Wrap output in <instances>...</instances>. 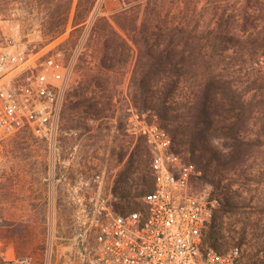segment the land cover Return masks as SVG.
<instances>
[{
	"label": "rangeland",
	"instance_id": "1",
	"mask_svg": "<svg viewBox=\"0 0 264 264\" xmlns=\"http://www.w3.org/2000/svg\"><path fill=\"white\" fill-rule=\"evenodd\" d=\"M44 1L16 0L15 5L21 7L17 14L0 19V56L8 49L20 52L21 57L28 60L22 78H27L32 71L45 70L58 86L61 98L58 128L53 140L27 127L8 137L3 144L0 158V264L20 255L32 257L34 264H85L79 257L77 239L82 216L80 207L88 206L93 212L99 201L119 204L115 207L122 211L138 207L143 196L152 190L151 186L133 180L132 197L125 200L115 195L114 188L119 186V192H128L130 179L119 180L118 177L138 148L147 149L141 139L148 138L141 127L156 123L165 128L157 117L136 110L131 114L129 79L133 59L126 76L121 71L111 73L106 88L100 89L88 82V75L96 73L94 67L100 58L97 37H89L95 19L102 15L110 17L139 2L145 5L149 0H97L84 30L72 36L67 32L47 43L41 31ZM165 1L166 8L172 9L171 18L183 17V13L179 14L181 7H188L195 20L204 5L213 7L216 3V0ZM234 1L221 2L227 5ZM239 1L238 5L243 6L245 1ZM254 4L250 10L254 23L246 26L240 20L227 26L226 32L234 37L264 38V0H255ZM213 13L210 10L208 20L214 17ZM144 16L142 13L141 17ZM212 24L215 25L216 20ZM219 48L232 54L241 46L225 42ZM213 49L218 50L217 46ZM256 49L258 60L257 57L264 53V45ZM229 70L234 72V67ZM247 70L232 73L231 77L239 82V89L246 93V98L251 99L258 90L251 88L254 77H248ZM260 75L264 78V74ZM256 83L264 86L261 80ZM93 91L110 102L106 105L109 108L107 117H92L82 111L84 106L78 111L72 108L76 102L84 101L78 94L86 92L85 96L89 98ZM261 108L264 109V104ZM243 134L254 142L247 161L237 168L225 169L212 161L207 170L199 168L201 173L193 182L198 191L221 198V206L207 229V238L220 250L241 244L245 248L246 263L261 264L260 253L264 250V111L255 114ZM215 142L225 143L224 139L218 138ZM175 147L186 161H192L193 155L186 146L176 144ZM135 170L133 179L141 175Z\"/></svg>",
	"mask_w": 264,
	"mask_h": 264
},
{
	"label": "trees",
	"instance_id": "2",
	"mask_svg": "<svg viewBox=\"0 0 264 264\" xmlns=\"http://www.w3.org/2000/svg\"><path fill=\"white\" fill-rule=\"evenodd\" d=\"M15 1L0 0V19L17 14L21 7L16 6ZM221 1L216 0L213 7L204 5L196 20L195 15L190 16L188 7H181L179 14L183 13V17L176 15L177 18H171L172 9L166 8L165 0H149L145 5L139 2L110 17L98 16L89 36L97 37L100 50L99 62L94 67L97 71L88 75L89 84L106 88L107 81H111V73L121 71L126 76L133 59L129 79L132 90L130 107L163 122L175 145L186 146L193 155L192 161L188 162L202 170L210 168L212 161L224 169L237 168L247 161L254 142L243 133L249 129L255 114L264 111L261 108L264 104L261 87L264 86L256 83L258 80L264 82L260 75L264 74V67L256 60V48L264 45V38L234 37L226 32L227 26L240 20L246 26L254 23L250 10L255 0H244L243 6L238 5L239 0L227 5ZM44 2L45 6L41 5L45 13L41 31L47 43L67 32L72 36L84 30L97 0ZM210 10L214 11V17L208 20ZM142 13L144 17H141ZM213 20H216L215 25ZM225 42L241 48L232 54L218 49ZM216 46L218 50L213 49ZM233 67L234 72L229 70ZM244 68H248V77H254L251 88L258 90L251 99L246 98V93L239 89V82L231 77L232 73H240ZM85 95L86 92L78 94L79 98L84 97V101L76 102L72 107L75 111L84 106L82 111L92 117L108 116L106 105L110 102L107 103L95 91L89 98ZM217 138L224 139L225 143L217 144ZM141 141L146 143L147 149L138 148L128 167L118 177L119 180L130 179L128 192H119V186L114 188L115 195L124 200L132 197L133 180L148 184L152 190L154 188L152 145L148 139ZM135 169L141 175L133 179Z\"/></svg>",
	"mask_w": 264,
	"mask_h": 264
},
{
	"label": "built area",
	"instance_id": "3",
	"mask_svg": "<svg viewBox=\"0 0 264 264\" xmlns=\"http://www.w3.org/2000/svg\"><path fill=\"white\" fill-rule=\"evenodd\" d=\"M258 60L264 66V53ZM27 65L28 60L13 49L0 56V158L5 140L27 127L49 140L56 135L58 86L45 70L32 71L23 79ZM141 131L152 145L154 188L134 209L121 211L105 201L97 202L93 212L80 207V259L85 264H247L243 245L220 250L207 238L221 198L195 188L194 177L201 173L196 164L176 150L166 128L153 123ZM260 259L264 264V250ZM4 264L34 261L20 255Z\"/></svg>",
	"mask_w": 264,
	"mask_h": 264
}]
</instances>
